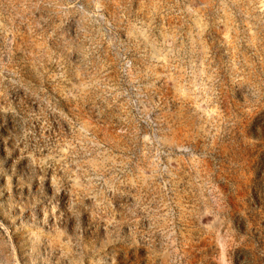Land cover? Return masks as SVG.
<instances>
[{"label": "rangeland", "instance_id": "1", "mask_svg": "<svg viewBox=\"0 0 264 264\" xmlns=\"http://www.w3.org/2000/svg\"><path fill=\"white\" fill-rule=\"evenodd\" d=\"M0 264H264V0H0Z\"/></svg>", "mask_w": 264, "mask_h": 264}]
</instances>
